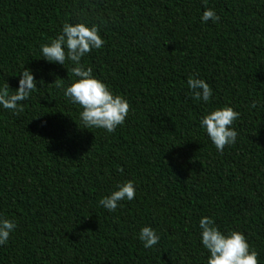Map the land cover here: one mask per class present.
<instances>
[{
	"label": "trees",
	"instance_id": "16d2710c",
	"mask_svg": "<svg viewBox=\"0 0 264 264\" xmlns=\"http://www.w3.org/2000/svg\"><path fill=\"white\" fill-rule=\"evenodd\" d=\"M65 22L99 28L80 63L131 106L113 133L84 129L64 95L75 65L42 55ZM24 69L38 88L24 111L0 105V216L17 225L0 264H206L202 217L264 264V0H0V89ZM196 74L207 103L190 94ZM226 105L240 116L221 153L200 120ZM129 180L133 200L99 205ZM143 227L160 238L150 249Z\"/></svg>",
	"mask_w": 264,
	"mask_h": 264
},
{
	"label": "clouds",
	"instance_id": "9594fccd",
	"mask_svg": "<svg viewBox=\"0 0 264 264\" xmlns=\"http://www.w3.org/2000/svg\"><path fill=\"white\" fill-rule=\"evenodd\" d=\"M205 5L207 0H204ZM203 22H218L220 17L211 9H206L201 17ZM104 45V40L99 35L96 25L91 27L84 23L70 24L65 22L60 34L40 46L43 57L48 62L64 65L70 61L75 67L71 69L75 77L70 86L64 88V95L70 102L79 105L82 111L79 113L84 129H103L113 133L117 127L125 123L130 111V104L121 95L114 94L108 86L93 75V69L80 63L82 57L98 50ZM19 79V87L15 92L9 93V85L6 83L0 89V105L18 115L24 111L21 102L27 100L30 94L36 91L37 81L30 70L24 69ZM190 75L187 85L193 99L207 103L213 95V91L205 80ZM42 82V81H41ZM57 87H61L56 79ZM257 101H252L251 107L257 106ZM240 113L230 106L212 109L200 120V126L206 131L210 141L217 151L223 152L226 146L235 143L238 133L235 131L234 121L239 119ZM117 189L110 195L99 200V205L109 212H114L125 199L131 201L135 198L136 188L134 182L129 180L117 185ZM14 221L0 216V246L5 245L10 234L16 229ZM201 230V243L207 250L206 264H259L258 252L251 248L246 236L239 231L222 233L215 226V221L209 217H202L199 221ZM139 239L146 249L158 244L159 236L150 227H143L139 233Z\"/></svg>",
	"mask_w": 264,
	"mask_h": 264
}]
</instances>
